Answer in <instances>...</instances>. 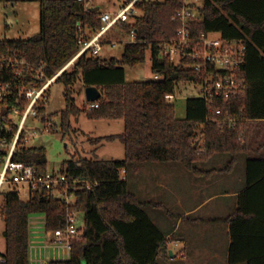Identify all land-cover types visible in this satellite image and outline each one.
<instances>
[{"label":"trees","instance_id":"obj_1","mask_svg":"<svg viewBox=\"0 0 264 264\" xmlns=\"http://www.w3.org/2000/svg\"><path fill=\"white\" fill-rule=\"evenodd\" d=\"M30 1L40 4V31L28 39L0 40L2 54L17 55L43 66L48 77L63 68L80 50L82 38L102 27L101 12L78 0H0ZM192 7H197L195 3ZM182 0L145 1L134 24L119 26L126 34L136 32L127 42L121 58L103 60L83 54L72 71L56 82L65 85L66 108L60 113L64 136L75 129L72 117L85 113L89 119H124L121 134L91 138L92 143L120 140L125 158L104 160L80 158L64 163L62 171L70 178L83 179L69 205L42 190L23 200L16 191L6 192L0 204L4 221L6 261L0 264H31L30 220L46 218L48 230L66 225L67 214L76 210L84 215V235L74 242L71 257L49 264H160L169 256V232L151 218L147 205L130 188L129 173L150 163H177L190 173L202 175L219 171L204 169L221 155H229L228 168L250 148V124L264 120V0H203L199 15L189 22L194 36L220 32L227 40H244L247 46L242 74L246 93L209 104L189 98L185 118H178L176 105L166 100L179 83L197 81L190 68L193 61L182 58L176 64L162 55L163 45L178 38L182 22L177 17ZM81 29L84 31L81 32ZM151 52L152 72L160 80L128 82L126 66L146 62ZM80 80L84 87L95 86L102 95L98 108L76 103L73 87ZM46 112V109H42ZM54 116L53 114H50ZM56 117V115L54 116ZM18 160L29 161L45 171L47 150L29 147ZM232 243L230 264H264V156L246 160V190L239 196L238 209L228 218Z\"/></svg>","mask_w":264,"mask_h":264},{"label":"built area","instance_id":"obj_2","mask_svg":"<svg viewBox=\"0 0 264 264\" xmlns=\"http://www.w3.org/2000/svg\"><path fill=\"white\" fill-rule=\"evenodd\" d=\"M78 1H86L88 7H93V0ZM145 1L156 0H125L117 11L101 13L102 27L87 38H82L79 52L52 77L45 74L41 65L36 66L23 57L0 52V204L6 192L26 188L30 197L37 191L46 190L54 198L74 205L78 185L84 183L87 188L92 186L83 179L70 178L62 168L60 171H50L48 168L43 171L35 163L18 160L17 157L23 149L29 148L27 143L33 138L52 132L57 126L56 118L46 109L54 82L83 54L99 56L106 35L114 27L134 24L139 16V5ZM182 1L183 7L177 15L182 22L178 38L163 45L162 55L172 58L176 64L182 58L194 62L190 68L197 74L194 83L199 87L195 98L212 104L219 98L230 99L245 94L247 84L241 72L247 50L244 40H227L220 32H202L194 36L188 24L196 19L195 7L191 6L195 1ZM129 35V42H134L136 32L132 30ZM154 78L162 79L160 76ZM165 98L173 102L175 94H167ZM90 103V108L99 107L96 101ZM43 108L46 112L42 111ZM29 120L41 121L42 128L28 127ZM79 214L76 210H70L66 225L62 228L48 230L45 225H37L34 231L31 230V264L70 259L74 242L84 235V225L77 226ZM5 261V255L0 253V263Z\"/></svg>","mask_w":264,"mask_h":264},{"label":"rangeland","instance_id":"obj_3","mask_svg":"<svg viewBox=\"0 0 264 264\" xmlns=\"http://www.w3.org/2000/svg\"><path fill=\"white\" fill-rule=\"evenodd\" d=\"M195 1L197 7H195V15L196 17L199 15L198 6L203 4V0H190ZM125 2V0H93L92 5L100 8L101 13L105 12H115L119 9L120 6ZM7 9H13L11 7ZM18 12H20V18H15L16 22L12 26H8L7 23V10L3 4H0V40H17V39H28L40 31V6L36 2L30 1H20L17 6ZM13 16V13H10ZM137 15H140L138 11ZM14 17V16H13ZM25 26V27H22ZM117 30L115 35L120 36V29L115 27ZM115 31V30H113ZM112 31V32H113ZM111 32V33H112ZM125 39L130 40V35L125 34ZM125 43H117L116 45H111L109 43H104L103 49L99 54V57L103 59H110L112 57L121 58L124 50ZM75 65H72L68 71H72ZM126 80L128 82H137V81H149L154 80V74L152 72V61H151V52L148 51L146 62L134 67L126 66ZM74 97L76 99V103L83 107L85 105L86 97H85V87L80 80L73 87ZM199 87L194 82L188 83H179L175 89V99L173 103L176 105V114L178 118L186 117L187 110V102L189 98L196 97L198 94ZM66 108V100H65V85L62 82H54V84L50 88V98L46 104V109L48 114L56 115V128L49 133H44L42 135H38L33 138L30 142L27 143L28 147H43L47 150V158H48V169L50 171L56 170L60 171L63 167L64 163L70 160H78L80 158H98V159H123L125 156L123 147L120 142H104L98 151L99 156H95L93 153L94 148L96 147L95 143L90 141L91 136H100L104 134H112L122 132L121 124L122 122H113V124H108V122H100L94 121L93 119H89L84 114H81L79 117L73 119L72 124L75 128V131L72 132L70 136H64L62 134V129L60 126V113ZM120 125V127H119ZM43 123L38 120H29L28 127L34 128H42ZM264 124L262 122H254L250 124V136L248 142L256 141V146L263 144L264 137L262 134ZM230 156L223 155L221 157L222 163L220 166L227 167ZM246 156H241L239 158V162L235 166L234 173L232 175L228 174L230 178L233 177V181L227 182L223 188L216 187V191L219 190H230L236 189L239 186H242L246 182ZM166 165V164H163ZM180 167L183 174L192 175L188 170H186L183 166H179V164H175ZM186 171V172H185ZM129 183L130 188L137 195L142 198L144 197L143 192L137 184L139 183L140 177L138 175H134V173H129ZM226 176V177H227ZM138 177V178H137ZM181 181L176 183L178 189H184L190 187V183L187 179L180 175L179 177ZM190 185V186H189ZM20 197L23 200H28L30 197V192L26 188H20L18 190ZM180 195H185L183 191H178ZM168 205L165 208L160 209V211L166 217V222L163 225V229L171 230L176 223L177 216L173 215L177 213V208L173 209L172 199H164ZM212 205V204H211ZM204 208L203 212L200 214L203 216L210 212L212 206ZM177 210V211H176ZM213 213V212H211ZM201 216V217H202ZM195 218V217H194ZM77 226L82 227L84 225V215L80 213L78 216ZM37 225H45L46 226V218L43 216H34L32 217V222L30 224V235L31 230L37 227ZM216 225V223L214 224ZM216 227V226H215ZM4 231V221L2 216L0 215V251L5 252L6 250V242L3 238ZM184 232L182 229L180 232ZM224 238L221 239L222 243L225 241L226 237L224 233L221 234ZM173 243V242H172ZM175 243V242H174ZM178 243H175L176 248L179 246ZM212 247V246H211ZM174 248V244L171 245L170 250ZM210 248V247H209ZM160 264H224L223 262H215L204 263L200 260H195L192 262H187L185 259L181 257H171L170 254L166 258H162L160 260Z\"/></svg>","mask_w":264,"mask_h":264},{"label":"crops","instance_id":"obj_4","mask_svg":"<svg viewBox=\"0 0 264 264\" xmlns=\"http://www.w3.org/2000/svg\"><path fill=\"white\" fill-rule=\"evenodd\" d=\"M19 2H0V4H3L6 7V10L8 12L7 23L9 27L15 24V18H20V12H18L17 9ZM9 7L13 9H7ZM10 13H13L14 17L11 16ZM118 28L121 32L120 36L115 35L117 29L114 27L106 35L105 43L116 45L117 43L126 44L127 42H129V40L125 39L124 35L126 33L123 31V29H121L120 27ZM83 114L86 116L85 113ZM75 118L77 117H72V121ZM93 120L108 122V124H113V122H122V120L124 121V119ZM257 122H262V124H264V120ZM119 124H121L122 129H124L122 130V132L104 134L100 136H91L90 139L123 133L125 131V121L124 123ZM73 129L75 128L73 127ZM261 135H263L264 137L263 131ZM116 141L121 143L124 153L126 154L125 146L123 145V143L120 140H114L102 141L98 144H95L96 147L93 150L94 155L99 156L98 151L100 150V147L104 142ZM249 145L250 148L246 154H243L244 156H246L247 158L264 156V142L263 144L256 146V141H250ZM222 156L223 155L217 157L205 167H203L204 169L216 168L219 169V171H214L207 174L204 173L202 175H195L192 173V175H187L186 173L183 174L180 167H178V165H175L177 163H150L142 167L136 173V176L138 175V177H140L137 187L142 190L144 197L140 198L137 193H135L133 190L132 191L141 200L149 202V204L147 205V210L153 221L162 229L163 225H165L164 223L166 222V217L160 211V209L165 208V206L168 205V203L164 199H172V208H177L178 211L176 210L177 213L173 214L177 216L175 225L171 230H166L169 232L168 238L170 239L172 237V240L169 243V249L171 245L174 244V248L171 250L173 252V257H181L188 263L195 260H200L204 263H211L212 261H215L223 262L224 264H230L229 254L232 237L231 226L228 218L238 209L239 196L244 190H246V182L244 185L239 186L236 189L232 188L230 190H215L217 186L220 189L227 185V182L229 183L230 181H233V177L230 178L227 175H232L234 173L235 167L230 169L228 168V165L227 167L220 166V164L222 163ZM103 159L111 160L105 158ZM180 175H183V177L189 181L191 185H189L190 187L181 190L178 189L176 183L180 182V186L182 185L179 179ZM178 191H183L184 194H186L181 196ZM209 205L212 206L210 212L207 214L203 213V216L200 215L203 212L204 208L208 207ZM215 223L216 225H214ZM182 229L184 230V232H180ZM222 232L226 237L223 244H221V239L224 238L221 235ZM174 242L178 243V248H176Z\"/></svg>","mask_w":264,"mask_h":264},{"label":"water","instance_id":"obj_5","mask_svg":"<svg viewBox=\"0 0 264 264\" xmlns=\"http://www.w3.org/2000/svg\"><path fill=\"white\" fill-rule=\"evenodd\" d=\"M92 10L96 12L99 11L100 8L94 7ZM101 95L102 93L97 87L95 86L85 87V97L87 102H95L98 99H100ZM170 256L173 257V252L171 250H170Z\"/></svg>","mask_w":264,"mask_h":264}]
</instances>
